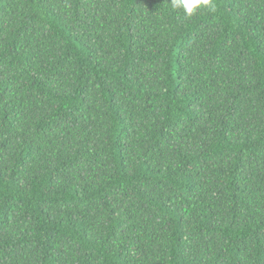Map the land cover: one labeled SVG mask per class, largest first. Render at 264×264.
Listing matches in <instances>:
<instances>
[{
    "label": "trees",
    "instance_id": "16d2710c",
    "mask_svg": "<svg viewBox=\"0 0 264 264\" xmlns=\"http://www.w3.org/2000/svg\"><path fill=\"white\" fill-rule=\"evenodd\" d=\"M0 0V264H264V0Z\"/></svg>",
    "mask_w": 264,
    "mask_h": 264
},
{
    "label": "clouds",
    "instance_id": "9594fccd",
    "mask_svg": "<svg viewBox=\"0 0 264 264\" xmlns=\"http://www.w3.org/2000/svg\"><path fill=\"white\" fill-rule=\"evenodd\" d=\"M174 9L182 10L188 18L197 15L203 10L210 13L217 11L216 0H171Z\"/></svg>",
    "mask_w": 264,
    "mask_h": 264
}]
</instances>
